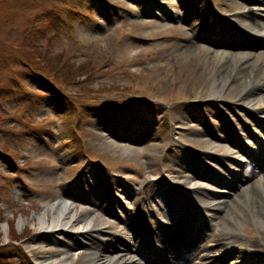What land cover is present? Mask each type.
<instances>
[{
    "label": "rangeland",
    "instance_id": "1",
    "mask_svg": "<svg viewBox=\"0 0 264 264\" xmlns=\"http://www.w3.org/2000/svg\"><path fill=\"white\" fill-rule=\"evenodd\" d=\"M214 3L233 15L227 7L233 1ZM143 11L134 0H0V264H61L59 257L72 240L65 235L44 237L34 221L46 210L45 202L58 198L64 188H76L87 177L97 186L95 176L100 183L110 180L133 218L115 214L107 229L113 233L123 223L138 221L143 184L144 195L161 190L155 184L161 161L179 182L188 174L180 169L186 155L180 143L205 156L222 152L210 149L212 139L203 136L217 125L212 116L215 101H210L213 72L203 55L180 57L176 44L189 39L185 25L180 29L175 20L165 26ZM24 44L40 54V61L55 58L56 71L50 75L58 83L52 82L54 77L49 80L47 72L26 66V57L18 51ZM239 88L219 96L233 99ZM197 99L205 100L201 109L192 105ZM203 112L201 124L197 119ZM121 116V123L109 122ZM170 122L178 138L173 144L166 139ZM142 128L147 135L137 144L122 138L130 131L137 137ZM105 137L114 144L106 145ZM257 187L249 183L240 188L252 195L242 210V228L230 226L241 237L256 227L248 218L260 214L264 219L258 203L264 205V194ZM76 206L80 215L88 211ZM150 210L145 208L146 213ZM96 215L99 224L105 217L100 210ZM21 219L24 226L19 225ZM151 221L162 237V226L154 216ZM72 254L73 264H83L87 253Z\"/></svg>",
    "mask_w": 264,
    "mask_h": 264
},
{
    "label": "bare ground",
    "instance_id": "2",
    "mask_svg": "<svg viewBox=\"0 0 264 264\" xmlns=\"http://www.w3.org/2000/svg\"><path fill=\"white\" fill-rule=\"evenodd\" d=\"M246 4L248 5L247 2L235 1L234 22L257 36H251L252 40L264 39V17H262L264 15H261L263 13L260 14L263 20L258 19L259 16L254 15ZM180 6L183 5L180 4ZM149 7L154 8L158 16H162L163 22L171 18H180L179 7L171 8L169 0H149L148 7L146 8L149 9ZM176 47L182 50L180 57H188L192 54L203 55L205 65L213 72V77L215 79L210 97H219L222 92L231 90L235 86H240L234 100L238 103L244 101L243 103L258 109L260 114L264 116V53L262 55L229 54L227 51H212L202 46L194 44L187 45L181 42H178ZM103 141L106 145L114 144L112 141H109L108 137H105ZM230 143L229 140H225L222 145H216V142L211 140L207 145L210 149H216L218 148L217 146H219L222 151L225 153L228 152V156H218L219 159L237 162V151L227 150V146ZM256 148L261 151L259 145H257ZM125 149L127 151L132 150L131 147H125ZM250 150L249 147L241 149L245 155L251 157L252 154ZM208 157L212 158L211 155H208L207 158ZM191 180L192 179L189 177L183 178L182 185H179L180 190L185 193L188 200H193L195 203L203 206L208 214H214L215 210L211 204H214L215 200H212V195L201 187L193 190ZM253 183L254 187L261 185L260 188L257 187L256 189H260V193L263 195L264 183H261V179ZM80 193V187L76 188V190L70 188L64 190L58 198L47 200L45 202L46 210L41 215L36 216V221H34V225L38 226L44 237L65 235L72 240L71 244L65 246L66 251L59 257L61 258V264H73L75 258L72 253L77 250H85L87 253L84 256L83 264H154L147 261L141 253L135 250L131 245L129 238L134 236L135 229H133V226L128 225L124 229L114 233H108L107 229L109 222L107 218H112V216L107 214L106 218L100 220L98 224L96 216V207L98 203L95 201H88V203L83 202L79 196ZM254 195L256 196L257 192ZM251 197V194H245V192H243L237 196V199L235 198L233 207L227 208L226 205L220 203L215 205V209L216 211L228 210L224 216L226 222L229 223L228 225L241 228L244 224V221H242V210L244 206L247 208L249 205L247 201L250 200ZM180 199L184 201V203H187L182 197ZM76 203L87 206L88 211H86L84 215L78 214ZM258 203L261 212L264 213L262 201L258 200ZM253 220L258 226L264 227L262 215L255 214ZM19 225L24 226L25 221L21 219ZM105 237L109 238L103 239ZM108 239L117 243V246L108 241ZM51 244L54 243L51 242ZM54 258H56V260L58 259L57 257ZM221 261L226 264L223 259H221ZM162 264L172 263L170 261L169 263L162 261Z\"/></svg>",
    "mask_w": 264,
    "mask_h": 264
},
{
    "label": "trees",
    "instance_id": "3",
    "mask_svg": "<svg viewBox=\"0 0 264 264\" xmlns=\"http://www.w3.org/2000/svg\"><path fill=\"white\" fill-rule=\"evenodd\" d=\"M32 49H34L32 48V46H28L26 44L18 48V51L22 52L23 53L22 55L26 57V59H24V63L26 64V66L39 68L41 71L47 72L48 77L50 78L54 77L56 79L55 81L59 82L58 81L59 79L56 76H51L52 73H55L54 71H56V65L54 64V61H56L55 58L54 59L49 58L47 60L42 59V61H40L38 60L39 59L38 57L41 58L40 54L36 56ZM26 52H28V54Z\"/></svg>",
    "mask_w": 264,
    "mask_h": 264
}]
</instances>
